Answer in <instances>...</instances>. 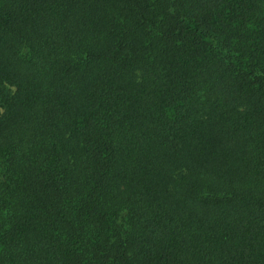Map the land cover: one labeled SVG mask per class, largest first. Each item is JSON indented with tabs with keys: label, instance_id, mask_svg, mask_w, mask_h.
I'll return each mask as SVG.
<instances>
[{
	"label": "trees",
	"instance_id": "1",
	"mask_svg": "<svg viewBox=\"0 0 264 264\" xmlns=\"http://www.w3.org/2000/svg\"><path fill=\"white\" fill-rule=\"evenodd\" d=\"M0 264H264V0H0Z\"/></svg>",
	"mask_w": 264,
	"mask_h": 264
}]
</instances>
